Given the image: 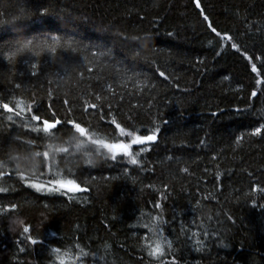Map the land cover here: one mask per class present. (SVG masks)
Here are the masks:
<instances>
[{"label":"trees","instance_id":"trees-1","mask_svg":"<svg viewBox=\"0 0 264 264\" xmlns=\"http://www.w3.org/2000/svg\"><path fill=\"white\" fill-rule=\"evenodd\" d=\"M18 3L28 9L41 4L54 7L59 14L47 17V29L74 32L85 43L109 49L113 61L147 76L154 87L134 97L144 105L135 110L139 114L136 123L153 127L154 119L160 132L156 147L141 154L143 170L126 160L101 163L96 168L84 166L81 179L89 178V191L73 193L71 201L59 193L37 192L19 185L15 178L0 179V186L16 189L11 194H0V204H18L16 210L0 216V264H52L51 249L74 241L97 257L103 256L100 264H150L140 248L143 241L137 237L147 231L139 223H148L160 214V209L154 207L157 201L162 204L164 219L170 222L164 225L165 235L170 239L179 237L175 248L180 264H264V208L259 207L264 204V196L245 195L253 184L264 186V138L246 137L242 145L234 144L236 135L260 121L259 110L264 109V92L260 89L264 85L255 84L258 75L240 53L230 46H220L219 38L206 28L192 0ZM201 4L218 30L242 39L249 54L264 57V28L260 33L253 30L240 36L245 31V17L264 24V0H201ZM141 56H147L149 62ZM63 59L58 55L48 71H61ZM254 62L264 78L262 62ZM4 67L5 62L0 60V71ZM16 68L25 73L16 82L37 85L23 63ZM157 68L165 72L167 79L159 76ZM111 71L109 68L94 75L108 76ZM87 83L82 81L81 87ZM5 87L0 84V91ZM253 88L257 96L250 98ZM17 94L28 98L31 93ZM249 104L253 105L251 110L237 111ZM124 107H128L127 98ZM17 134L23 135L20 130L11 132ZM201 139L205 145H200ZM37 143L40 147L33 151H43L47 142ZM169 155L179 157L180 163L166 160ZM213 155L218 158L212 160ZM180 167H188L190 174L180 173ZM124 168L129 169L128 176L123 174ZM217 170L222 173L219 181L215 178ZM252 199H256L255 205ZM142 212L145 215L140 221ZM16 219L30 226L31 235L38 241L35 245L27 241L17 244L18 239L22 240V227L12 223ZM181 224L192 232L207 230L216 235L189 239L180 235ZM197 238L205 240L202 251L196 250ZM20 247L25 251H19ZM86 264H93L92 259L88 258Z\"/></svg>","mask_w":264,"mask_h":264},{"label":"snow or ice","instance_id":"snow-or-ice-1","mask_svg":"<svg viewBox=\"0 0 264 264\" xmlns=\"http://www.w3.org/2000/svg\"><path fill=\"white\" fill-rule=\"evenodd\" d=\"M192 3L199 10L206 28L219 38L220 46H230L240 53L250 64L251 71L258 75L255 84L264 85V78L259 76L254 62L260 60L261 67L264 68V57L249 54L242 39L238 40L228 31L218 30L201 0H192ZM58 14L54 7L43 4L35 9H28L20 6L18 0H0V32L4 33L0 35V60L5 62L4 70L0 71V84H6L4 90L0 91V179L15 178L19 185L37 192L59 193L71 201L74 199L73 193L89 191V178L81 179L86 171L84 166L96 168L101 163L126 160L143 170L144 160L141 154L156 147L160 127L154 119L153 127L142 124L138 126L136 123L139 114L135 110L144 105L134 97L142 95L144 89L154 87L149 83V78L134 68L130 69L119 61H113L109 49L85 43L76 38L74 32L55 33L47 29V17ZM235 14L238 17L240 15L238 10ZM244 19L245 31L240 33L241 38L253 30L260 33L264 28L260 21L253 22L246 17ZM120 35L128 38L124 33ZM132 39L139 40L138 37ZM58 55L64 57L61 65L63 74L61 71H48L56 63ZM136 55L139 56V52ZM140 58L149 62L147 56ZM18 63L26 66L30 78L37 82L36 86L16 82L25 75L24 72L17 71ZM81 67L83 70L78 71ZM109 68L112 71L108 76L94 75ZM157 72L160 77L167 79L164 71L157 68ZM73 73H76L75 79ZM82 81L88 83L81 87ZM129 84L132 85L131 88ZM73 90L75 94H72ZM260 90L264 92V87ZM38 91L41 93L39 96ZM18 92L31 94L25 98L18 95ZM256 96L257 89L253 88L250 98ZM126 98L127 108L124 107ZM146 103L151 106L152 101L148 100ZM252 107L249 104L245 109L237 108V111L251 110ZM259 116L260 121L249 131L235 136L236 146L242 145L246 137L264 138V109L259 110ZM16 130H20L23 135H11ZM25 136L31 138L25 139ZM38 141L47 142L43 151L32 150L40 147ZM200 145H205L204 139L200 140ZM217 158V155L211 157L212 160ZM165 159H175L176 163H180L179 157L169 155ZM179 172L190 174L188 167H180ZM123 174L128 176L129 169L124 168ZM221 174L219 170L215 172L217 181ZM132 179L135 183V178ZM163 187L167 189L168 185L164 184ZM15 190L12 186H0V194H11ZM255 194L264 196V186L253 184L250 192L245 193L246 196ZM196 203L199 205L200 201ZM251 203L255 205L256 199H252ZM154 207L160 209V214L151 217L148 223H139L140 228L147 229L143 236L137 237L143 241L140 248L146 252L150 264H180L175 248V241L179 237L170 239L165 235L164 225L170 222L164 219L163 207L159 201ZM259 207L264 208V204ZM17 208L18 204L15 202L0 204V216ZM144 215L142 212L138 219L142 221ZM12 223L22 227V240H17L18 245L22 241L32 245L38 242L31 235L30 226L23 220L16 219ZM179 231L181 236L187 235L189 239L216 235L207 230L202 233L192 232L185 224H181ZM194 244L197 251H202L205 240L197 238ZM104 247L107 249L108 245L105 244ZM19 251L24 252L25 249L20 247ZM51 254L54 257L52 264H86L88 258L92 259L93 264H100L104 259L103 256L97 257L96 253L86 251L78 241L63 248L54 247Z\"/></svg>","mask_w":264,"mask_h":264}]
</instances>
